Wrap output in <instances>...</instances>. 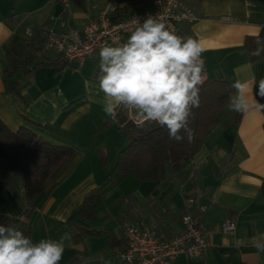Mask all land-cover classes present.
<instances>
[{
	"label": "crops",
	"instance_id": "obj_1",
	"mask_svg": "<svg viewBox=\"0 0 264 264\" xmlns=\"http://www.w3.org/2000/svg\"><path fill=\"white\" fill-rule=\"evenodd\" d=\"M181 1L197 19L179 23L175 33L200 43L205 78L244 84L250 106L243 112L222 109L217 129L191 160L176 173L166 167L164 179L155 185L147 182L146 187L126 192L128 200L118 201L123 206L114 214L103 210L111 191L106 186L124 180L119 182L114 162L128 138L104 112L105 96L93 74L82 77L76 92L69 90L71 82L63 74L74 61L81 67L88 61L99 64L100 50L82 62L64 64L61 54L51 57L44 45L32 72L14 78L17 92L5 88L1 73L9 57L30 47L38 29L50 27L61 33L71 27L81 32L109 3L127 16L151 10L152 0H0V119L16 130L26 117L40 125L31 126L43 139L75 148L34 200L29 225L33 242L70 233L60 264H121L118 251L125 246L126 224L169 238L181 231L179 219L186 209L197 215L209 246L195 258L178 255L173 264H264V252L253 247L256 240L264 242V112L252 105L255 87L264 79V56L252 61L243 49L247 36H264V0ZM255 98L264 104V98ZM121 109L127 116L132 113L134 121L143 120L138 113ZM238 114L239 122L229 123ZM99 124L111 139L89 135ZM19 174L15 165L0 159V215L23 216L26 203ZM94 191L100 192L94 219L75 218L84 197ZM188 197L195 202L188 204ZM199 206L205 209L199 211ZM112 219L116 225L108 223ZM227 220L234 229L224 232L221 224Z\"/></svg>",
	"mask_w": 264,
	"mask_h": 264
},
{
	"label": "clouds",
	"instance_id": "obj_2",
	"mask_svg": "<svg viewBox=\"0 0 264 264\" xmlns=\"http://www.w3.org/2000/svg\"><path fill=\"white\" fill-rule=\"evenodd\" d=\"M204 49L192 37H181L156 17L137 21L126 42L106 44L99 51L98 87L104 93V112L115 118L116 108L141 115L145 121L166 127L169 138L180 142L181 132L188 134V120L193 108L200 106V87L205 81ZM229 96L228 107L243 112L249 108L246 86L237 81ZM252 105L264 112V79L258 83ZM71 240L68 232L58 239L38 242L23 232L0 225V264H60ZM257 252H264V242L254 241Z\"/></svg>",
	"mask_w": 264,
	"mask_h": 264
},
{
	"label": "trees",
	"instance_id": "obj_3",
	"mask_svg": "<svg viewBox=\"0 0 264 264\" xmlns=\"http://www.w3.org/2000/svg\"><path fill=\"white\" fill-rule=\"evenodd\" d=\"M33 36L30 47L17 57H9L6 61L7 67L1 73L5 88L10 92H17L14 78L20 75L19 73L29 75L36 67L34 66L36 56L43 49L45 42L41 29L34 31ZM244 39L243 49L250 60L254 61L264 56V36H247ZM61 60L68 64L64 57ZM233 89L232 84L225 80L205 78L200 87V106L192 109L188 120L192 139L189 140L188 134L182 131L184 139L180 142L169 138L166 127L144 119L135 123L118 108L112 121L118 124V128L128 138V144L117 152L115 158L114 172L118 174L119 182L132 177L142 183L150 182L155 185L164 179L166 167H169L172 173H176L200 150L205 138L217 129L219 125L217 115L228 106L229 96L234 93ZM239 118V114L235 115L229 123H238ZM23 119L26 123L21 124L16 130L5 126L0 119V159L18 168L26 203L22 217L0 215V225L19 230L31 238L29 225L35 211L34 200L42 193L55 173L69 162L75 148L43 139L31 126L40 125L26 117ZM104 158L105 156L101 159L103 163ZM84 198L75 218L94 219L93 209L98 205L100 192L94 191Z\"/></svg>",
	"mask_w": 264,
	"mask_h": 264
},
{
	"label": "built area",
	"instance_id": "obj_4",
	"mask_svg": "<svg viewBox=\"0 0 264 264\" xmlns=\"http://www.w3.org/2000/svg\"><path fill=\"white\" fill-rule=\"evenodd\" d=\"M151 5V10L144 9L124 16L114 3H109L97 19L81 32L67 27L60 33L44 27L41 35L44 37L45 48L60 53L69 62L74 59L82 62L83 58L89 57L106 44L115 46L124 43L123 38L134 30L137 21L143 23L148 16L162 20L174 32L179 23H191L197 19L192 9L181 0H152ZM128 117L132 121L136 119L132 113ZM186 202L192 204L195 200L188 197ZM204 209V206L198 207L199 211ZM179 220L181 231L169 238L141 230L134 224H126V246L118 251L121 264H173L178 255H184L185 258L202 255L209 244L201 232L197 215L186 209ZM221 228L224 232L230 231L234 229V224L227 220L221 224Z\"/></svg>",
	"mask_w": 264,
	"mask_h": 264
},
{
	"label": "rangeland",
	"instance_id": "obj_5",
	"mask_svg": "<svg viewBox=\"0 0 264 264\" xmlns=\"http://www.w3.org/2000/svg\"><path fill=\"white\" fill-rule=\"evenodd\" d=\"M47 53L51 56V57H56L58 52L54 51V50H49V48L46 50ZM77 62H73L68 68H66V70L63 71L64 77L66 76L69 79V90L70 91H75L78 90V88L80 87V83L82 82V77L84 75H91L93 74L96 78L99 76V64L95 65L93 62H86L87 64H85V66L81 67L78 66L76 64ZM97 69V70H96ZM62 74V75H63ZM107 123H110L111 120L108 121V119L106 120ZM106 121L104 123H106ZM107 129V128H106ZM106 129L104 127H102L101 124L98 125V127H94L92 129V131L90 132L89 135H91V137H97L98 139H105V138H109L111 139L112 134H109V131H106ZM117 134V133H116ZM118 137H121L117 134ZM124 136V135H122ZM125 137V136H124ZM115 163V162H114ZM114 166V165H113ZM117 174H115L114 177H111V182L115 180ZM148 184L147 182L144 183H139L135 178L132 177H128L126 179H124L121 183H110L108 184L107 189L111 188V191L109 193L106 194L105 198H106V209H103L104 211L108 212V213H117L119 212V209L122 208L123 204L118 203L121 201H125L126 199V192H130V194L132 193V190H134L137 187H146ZM128 199H126L127 201ZM122 203V202H121ZM116 220L112 219L110 222H108L111 225H116Z\"/></svg>",
	"mask_w": 264,
	"mask_h": 264
}]
</instances>
